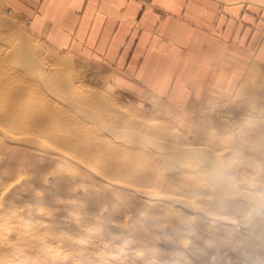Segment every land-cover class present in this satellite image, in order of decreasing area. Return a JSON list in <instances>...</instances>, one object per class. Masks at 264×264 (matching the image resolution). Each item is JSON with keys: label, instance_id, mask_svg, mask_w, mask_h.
I'll use <instances>...</instances> for the list:
<instances>
[{"label": "rangeland", "instance_id": "374dc122", "mask_svg": "<svg viewBox=\"0 0 264 264\" xmlns=\"http://www.w3.org/2000/svg\"><path fill=\"white\" fill-rule=\"evenodd\" d=\"M0 264H264V90L133 97L0 0Z\"/></svg>", "mask_w": 264, "mask_h": 264}, {"label": "crops", "instance_id": "0c3cea01", "mask_svg": "<svg viewBox=\"0 0 264 264\" xmlns=\"http://www.w3.org/2000/svg\"><path fill=\"white\" fill-rule=\"evenodd\" d=\"M29 32L185 113L264 90V0H3Z\"/></svg>", "mask_w": 264, "mask_h": 264}, {"label": "bare ground", "instance_id": "6f19581e", "mask_svg": "<svg viewBox=\"0 0 264 264\" xmlns=\"http://www.w3.org/2000/svg\"><path fill=\"white\" fill-rule=\"evenodd\" d=\"M13 47V46H12ZM19 48V47H18ZM15 50V49H14ZM18 52V54L16 53V56H19V55H21V56H23V54L22 53H20L19 54V51H17ZM10 55V54H9ZM18 58V60L19 61H23V62H26V60H27V62H36V64H38V65H40V69L42 68L41 67V61H39V59L38 58H35V59H33V58H30V57H28V58H26V57H17ZM28 65V64H27ZM36 71H38V69H35L34 70V72H36ZM40 71V70H39ZM38 71V72H39ZM37 74V73H36ZM35 76H37V75H35ZM41 76V75H40ZM34 77V76H33ZM35 78V77H34ZM33 78V79H34ZM43 78V77H42ZM36 79V78H35ZM62 79V78H61ZM37 80V79H36ZM40 81H41V78L39 79ZM43 80V79H42ZM75 89H73V92H75L74 91ZM64 93V92H63ZM102 93V92H101ZM69 94V93H68ZM71 95V94H70ZM82 96V95H81ZM71 97V96H70ZM73 97V96H72ZM75 97H77L76 95H75ZM102 99V98H101ZM81 100H82V98H81ZM99 100V99H98ZM74 101H75V99H74ZM82 102V101H81ZM78 103V102H77ZM77 103L75 104V102H74V104L75 105H77ZM48 104H49V102H48ZM50 105V104H49ZM52 106V105H51ZM57 106V105H56ZM78 106V105H77ZM79 106H80V102H79ZM58 107V106H57ZM93 109V108H92ZM63 111V110H62ZM76 121V120H75Z\"/></svg>", "mask_w": 264, "mask_h": 264}, {"label": "built area", "instance_id": "2783aa9c", "mask_svg": "<svg viewBox=\"0 0 264 264\" xmlns=\"http://www.w3.org/2000/svg\"><path fill=\"white\" fill-rule=\"evenodd\" d=\"M10 12V11H9Z\"/></svg>", "mask_w": 264, "mask_h": 264}]
</instances>
